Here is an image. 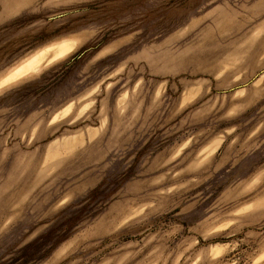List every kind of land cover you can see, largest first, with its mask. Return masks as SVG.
<instances>
[{"label":"rangeland","instance_id":"374dc122","mask_svg":"<svg viewBox=\"0 0 264 264\" xmlns=\"http://www.w3.org/2000/svg\"><path fill=\"white\" fill-rule=\"evenodd\" d=\"M0 264H264V0H0Z\"/></svg>","mask_w":264,"mask_h":264},{"label":"bare ground","instance_id":"6f19581e","mask_svg":"<svg viewBox=\"0 0 264 264\" xmlns=\"http://www.w3.org/2000/svg\"><path fill=\"white\" fill-rule=\"evenodd\" d=\"M74 46V42H59L55 45L45 47L29 56L26 60L16 66L9 74L10 80L23 76L36 70L39 66L49 63L51 60L67 54Z\"/></svg>","mask_w":264,"mask_h":264},{"label":"crops","instance_id":"0c3cea01","mask_svg":"<svg viewBox=\"0 0 264 264\" xmlns=\"http://www.w3.org/2000/svg\"><path fill=\"white\" fill-rule=\"evenodd\" d=\"M52 120H53V119H52ZM52 120H51V121H52ZM58 145H59V144H58ZM56 147H57V144H56Z\"/></svg>","mask_w":264,"mask_h":264}]
</instances>
